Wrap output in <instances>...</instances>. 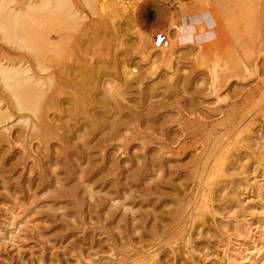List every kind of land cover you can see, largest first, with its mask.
<instances>
[{
  "label": "rangeland",
  "instance_id": "obj_1",
  "mask_svg": "<svg viewBox=\"0 0 264 264\" xmlns=\"http://www.w3.org/2000/svg\"><path fill=\"white\" fill-rule=\"evenodd\" d=\"M8 1L32 2L29 49L0 31V63L44 84L0 125V264H263L264 0H66V26L47 0Z\"/></svg>",
  "mask_w": 264,
  "mask_h": 264
},
{
  "label": "bare ground",
  "instance_id": "obj_2",
  "mask_svg": "<svg viewBox=\"0 0 264 264\" xmlns=\"http://www.w3.org/2000/svg\"><path fill=\"white\" fill-rule=\"evenodd\" d=\"M119 2V1H118ZM46 3H49L51 5V7L55 10H58L60 13H61V16H60V21L61 23H64L66 25H69L70 22L73 23V21H77L79 20V16L77 15V12L70 9L69 7V4H68V1L66 0H47ZM45 3V4H46ZM119 3H122L121 1ZM9 4H13V2H9L8 0H0V31H2V33H4L3 35L8 38V40H11L13 41L15 44H17L18 46L22 47V48H25V49H29V44L27 43V38L24 36V33H23V28H22V24H21V21H23V17H24V14H26L28 11H29V6L32 4L31 1H25L24 3H22V7H11ZM114 4V3H113ZM122 5V4H121ZM118 6V5H117ZM105 7H107L105 5ZM123 8V10L126 11V9L121 6ZM121 8V10H122ZM133 8V7H132ZM102 9H104V5L102 6ZM106 10V9H105ZM115 10V9H114ZM103 12H105L104 10H102ZM106 13V12H105ZM75 24V23H74ZM61 26V25H60ZM63 26V27H64ZM70 28V27H69ZM65 29V28H64ZM141 36V35H140ZM144 37V36H143ZM143 37H140V44H141V49L143 51V53H146V55L148 56L150 54V51H148V49H146V45H147V42L145 40V38ZM147 39V38H146ZM201 41V40H200ZM149 42V41H148ZM149 44V43H148ZM197 45L201 46L200 43H199V40H198V43ZM199 48V47H198ZM156 50V49H155ZM160 53H159V60L158 61H161L163 63H167V62H170V61H173L175 59V54L173 52V49H169L167 50L166 49H157ZM156 50V51H157ZM141 51V50H140ZM200 51V50H199ZM202 52V51H201ZM142 54V53H141ZM203 55V52L201 53ZM200 54V55H201ZM144 54V56H146ZM146 56V57H147ZM198 61V60H197ZM24 63V62H23ZM19 63H15V64H2L0 63V82H1V85L4 89V91L7 92V97L9 99V105H3L1 106L0 104V125H3L2 123L6 122L7 120H10V118H13V115L11 114H8L7 110L11 108V110H16L18 113H22V112H31L33 113V111H36V108L35 106L33 105L34 102H37L38 100H40V98L42 97V88H43V84L40 80L38 79H35L32 75L28 74V70L26 68H24L23 66H18ZM26 66V65H24ZM197 66H200L199 64H197ZM201 67V66H200ZM207 70H208V76H209V80H210V87H209V91L208 93L210 95H216V87L214 86L215 82L218 80L219 77H221V74L224 72L226 73L225 71H221L220 69V65L218 62H215V63H212L211 65H208L207 66ZM30 73V72H29ZM225 75V74H224ZM124 81L125 83H128V85L130 84H133V80H132V69L130 68H125L124 70ZM224 78V76H223ZM226 78V77H225ZM227 81V80H226ZM136 82V81H135ZM48 83V82H47ZM139 86L141 85V82L138 81L136 82ZM186 84V83H185ZM216 85V84H215ZM186 86V85H185ZM45 87V86H44ZM45 91V90H44ZM218 96V94H217ZM216 96V97H217ZM0 102H2L0 100ZM36 105V104H35ZM39 106V105H38ZM10 107V108H9ZM39 108V107H38ZM39 110V109H38ZM149 110V109H148ZM151 111V110H150ZM26 112V113H27ZM142 112V111H141ZM30 113V115H31ZM36 113V112H35ZM134 113V112H132ZM131 113V114H132ZM34 114V113H33ZM124 114V113H123ZM39 115V114H38ZM130 115V114H129ZM127 114V116H129ZM137 117L138 114L136 115L135 114H132L130 115L131 118H134V116ZM149 115V113H148ZM133 116V117H132ZM140 117V116H138ZM32 118V117H31ZM39 118V117H38ZM41 118V117H40ZM126 118V115L125 117ZM33 119L35 120V118L33 117ZM130 119V118H129ZM140 119V118H139ZM39 120V119H38ZM17 122H23V124H25V126L28 127L29 129V132H33L35 131L36 129H38L37 127V123L35 124H32L31 127H30V122L31 120H29V118L27 116H21L19 115L16 120ZM37 121V120H36ZM44 121V120H43ZM42 121V122H43ZM96 121V120H95ZM130 121V120H129ZM128 121V124L130 123ZM8 122V121H7ZM41 122V124H43ZM94 122V121H93ZM98 122V121H97ZM115 122V121H114ZM113 122V123H114ZM125 122V121H124ZM127 122V121H126ZM117 123V122H116ZM123 123V121H122ZM46 123L44 122V124L42 125V130H41V127L39 128L40 129V132L41 134H39L36 130V135L39 134L40 137H42V135H48L51 127H47L45 125ZM96 124V123H95ZM119 124V123H118ZM11 125V123H10ZM13 125V124H12ZM48 125V124H47ZM125 125V124H123ZM121 125V126H123ZM49 126V125H48ZM119 126V125H118ZM117 125H115V128L118 127ZM11 127V126H10ZM45 127V129H44ZM5 129V127H0V130L1 129ZM53 128V127H52ZM38 129V130H39ZM114 129V128H113ZM49 130V131H48ZM56 130V129H55ZM6 132L10 131L9 129L6 128L5 130ZM4 131V132H5ZM52 131V130H51ZM50 131V132H51ZM115 131V130H114ZM1 132V131H0ZM25 132V131H24ZM2 133V132H1ZM0 133V134H1ZM28 133V131H27ZM119 133V132H117ZM7 134V133H6ZM30 134V133H29ZM28 134V135H29ZM53 134V133H52ZM17 135V134H16ZM51 135V134H50ZM49 135V136H50ZM1 136V135H0ZM9 135H5L3 134L1 137H0V142H3V144L6 143V145L10 146L12 144V140L10 138H7ZM18 136V135H17ZM25 136V134L23 135ZM33 136V135H31ZM17 138V137H16ZM25 138V137H24ZM38 137L36 136L35 139H37ZM45 137L41 138V139H44ZM53 138V137H52ZM19 139V138H18ZM39 138V140H41ZM43 140H41L42 142ZM50 141V140H49ZM46 142V141H43V143ZM61 142V141H60ZM66 142V141H65ZM15 143V142H14ZM2 144V146H3ZM40 144V143H39ZM49 144V143H48ZM64 144V143H63ZM1 145V143H0ZM13 145V144H12ZM11 145V147H12ZM5 146V145H4ZM22 146V145H21ZM66 146V145H65ZM1 147V146H0ZM48 147V146H46ZM25 148V147H24ZM23 148V150H24ZM28 148V147H27ZM38 148V147H37ZM40 148V147H39ZM67 148V147H66ZM7 149V148H6ZM5 150V149H4ZM22 150V149H21ZM35 150V148H34ZM3 151V150H2ZM9 151V150H8ZM38 152V151H37ZM41 152V151H40ZM6 153V151H5ZM1 154H4V153H1ZM10 154V153H9ZM15 154V153H14ZM13 154V155H14ZM61 154V152H60ZM80 154V153H79ZM12 155V154H11ZM29 156V155H28ZM36 156V155H35ZM1 157V156H0ZM3 157V156H2ZM49 157V156H48ZM28 159H31L28 158ZM25 160H27L25 158ZM41 160V159H40ZM4 162V161H3ZM40 162V161H39ZM24 163V162H23ZM11 164V163H10ZM36 164V163H35ZM40 164V163H39ZM15 166V165H14ZM12 169V168H11ZM41 169V168H40ZM15 170V169H14ZM31 171V170H30ZM31 173V172H30ZM44 174V173H43ZM11 175V174H10ZM35 175V174H34ZM42 175V174H41ZM9 176V175H8ZM39 176V175H38ZM45 177V175H44ZM46 178V177H45ZM45 178H41L42 179H45ZM47 179V178H46ZM30 181V180H29ZM40 181V179H39ZM45 181V180H44ZM43 181V182H44ZM3 182V181H2ZM36 182V181H34ZM30 183V182H29ZM41 183V181H40ZM32 184V182H31ZM36 184V183H35ZM37 185V184H36ZM39 185V183H38ZM37 185V186H38ZM45 183L40 187H43ZM22 187V186H21ZM31 187V186H30ZM33 187V186H32ZM31 187V189H32ZM9 188V187H8ZM38 188V187H37ZM42 188V189H43ZM23 189V187L21 188V190ZM34 189V188H33ZM28 191V190H27ZM31 192V191H30ZM181 213V211H179ZM177 212V214L179 213ZM176 214V215H177ZM177 218V217H176ZM147 253V256L146 258L144 259V261L146 262H149V261H152V258L154 259V254H152L151 252H147V250L145 251ZM263 258V256H262ZM264 259V258H263ZM143 262V261H142ZM146 264V263H145ZM264 264V263H263Z\"/></svg>",
  "mask_w": 264,
  "mask_h": 264
},
{
  "label": "built area",
  "instance_id": "obj_3",
  "mask_svg": "<svg viewBox=\"0 0 264 264\" xmlns=\"http://www.w3.org/2000/svg\"><path fill=\"white\" fill-rule=\"evenodd\" d=\"M153 47L157 49H166L170 45V41L164 33H156L152 40Z\"/></svg>",
  "mask_w": 264,
  "mask_h": 264
},
{
  "label": "crops",
  "instance_id": "obj_4",
  "mask_svg": "<svg viewBox=\"0 0 264 264\" xmlns=\"http://www.w3.org/2000/svg\"><path fill=\"white\" fill-rule=\"evenodd\" d=\"M185 32L182 31L183 37H185L186 40H191V33L189 32V30H184Z\"/></svg>",
  "mask_w": 264,
  "mask_h": 264
}]
</instances>
